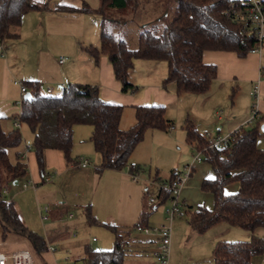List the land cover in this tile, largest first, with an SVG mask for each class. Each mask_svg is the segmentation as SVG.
Masks as SVG:
<instances>
[{
    "label": "trees",
    "instance_id": "1",
    "mask_svg": "<svg viewBox=\"0 0 264 264\" xmlns=\"http://www.w3.org/2000/svg\"><path fill=\"white\" fill-rule=\"evenodd\" d=\"M139 1L98 0V5L91 8L85 1H81L79 7H73L49 4L48 0H0V42L18 38L21 18L28 11L95 13L100 18L98 45H83L81 48L94 62L101 55L106 57L122 92L134 89L127 79L133 59H144L166 63V74L161 83L174 82L178 95L208 90L215 76V66L202 61L204 50L233 51L238 57H243L257 43L254 29H242L221 13L230 0H168L174 3L170 19L159 30L152 27L141 29L136 37V46L128 48L122 38L105 29L104 22L116 20L110 17L113 12L125 16L135 9ZM260 53L259 72L264 78V44ZM23 83L30 98H21L19 120L32 135L31 150L41 177L46 149L60 151L68 164L76 160L70 157L73 125L87 124L91 127L89 141L100 156L96 171L108 168L120 170L127 166L129 172L141 169L128 160L146 131H166L171 127L162 105L134 106V122L126 129H120L122 106L104 101L96 86L68 83L61 87L60 94L54 95L41 92L36 82ZM258 119L264 122L263 116ZM182 128L186 141L195 151L201 152L212 171V176L202 178L199 185L200 190L211 195L212 206L209 209L203 206L186 209L189 229L201 233L219 222L249 231L257 227L264 229V149L256 145L257 140L264 136V130L261 131L258 124L243 127L229 144L214 148L208 146L211 136L200 133L190 119H184ZM20 142L17 128L4 131L0 124L1 229L2 236L12 230L24 233L29 240H33L34 236L25 229L13 202L1 197L5 182L17 181L26 173L25 162L19 158L18 152L14 154L13 162L7 156L8 149L18 147ZM174 174L170 171L164 180L172 179ZM154 179H159L157 174ZM231 183L237 184L236 189L224 192V187ZM167 197L168 191L161 190L153 208L164 203ZM84 213L89 224L100 223L111 232L113 244L108 250L86 247L83 264H123L127 234L113 224L98 222L89 206L85 207ZM147 216L148 212H140L134 226L146 225ZM253 255L261 256L264 264L263 237L251 235L247 240H218L211 249L213 264H250Z\"/></svg>",
    "mask_w": 264,
    "mask_h": 264
},
{
    "label": "crops",
    "instance_id": "2",
    "mask_svg": "<svg viewBox=\"0 0 264 264\" xmlns=\"http://www.w3.org/2000/svg\"><path fill=\"white\" fill-rule=\"evenodd\" d=\"M48 1L49 4L60 3L73 7H79L81 1L85 0ZM95 7L96 6H92L91 8ZM94 15L97 14L77 11H28L21 18L18 27V38L9 39L8 41L4 40L1 42L3 45V55H1L0 50V124L4 131H8L13 128L11 117L15 111L14 102L22 98V94L19 92L18 86L12 82L14 79H19L21 82L32 81L38 84L40 82H44L42 87L39 85L40 89L44 92V88L49 86L52 89V93L54 89L52 85L46 83V81L57 82L60 84L58 85L59 87L65 86V84L68 83L96 86L98 88L99 96L104 101L122 106V114L119 121V127H123L121 129H126L134 122V106L146 104L162 105L164 107L165 116L166 112H168L170 108L177 107L179 99L185 95H187L185 97H188V99L193 100L195 106L192 111L186 109L184 118L190 119L194 127L200 133L202 132L204 135L212 136V134H219L221 130L226 131L231 128H236L240 124L242 125L245 122V119H248L247 116L250 113V111H248L250 107L245 110V112L243 111L238 114L229 108L233 106V101L231 100L232 94L228 93L230 89L231 92L235 91V88H237V90L241 89L244 93L251 96L250 98L247 96L242 100V96L235 94L234 98L237 97L235 100H238V103H245L246 101L245 104H250L249 99L253 100V108L256 111V115L258 117H264V78L260 77L259 72L261 53L248 52L245 56L238 57L233 51L204 50L201 55L202 61L215 66V76L211 80L208 90L203 93H183L179 95L175 92L174 82L171 81L162 85L161 82L164 76L160 79L158 76L153 75L157 70L153 68L152 64H144V67L141 69V73L131 77L134 64L137 63L138 67H140L141 64L139 61H147L144 59H133L132 66L128 70L127 79L134 86V89L129 92H122L120 90L119 82L113 76L111 65L106 57L101 55L99 56L97 62H94L90 55L81 48L83 45H98L100 18L97 21L96 16ZM56 27L65 29L66 33L62 36H58L56 34ZM260 34L264 38V25L260 28ZM50 39L55 40L56 43L61 39V43L64 47L63 51L68 54L66 61L61 65L57 62L58 57L56 52L51 53V46L48 43ZM59 45L61 46L60 43ZM48 62L51 64L50 67ZM19 67H22V69ZM43 67L44 72L37 74L36 69H42ZM23 69L27 70L24 74L21 72ZM254 85L257 86L256 98L251 95ZM218 106H224L228 110L226 113L227 115H220L219 111H217ZM212 116L215 119V125H217L218 122H221L217 125L215 133L207 132L211 129L202 127V123L207 122L208 120L213 121ZM171 129L173 130L172 126L169 130ZM90 131L91 127L87 124L73 125L70 157L72 160L77 159L79 156H82L87 160L88 158H92L96 162L94 167H91V164L89 163L84 167L76 166L73 165V161L68 164L64 160L60 151L56 149H46L44 151V174H49L51 177L49 181L42 182L41 176L36 167L32 150L24 159L22 158L24 162H28L27 166L25 163L26 172L27 168L29 171V179L26 182H32L34 187H21V190L23 189V191H28L24 193L30 192V194H28L29 197L36 199L38 202L40 199H45V195H40L42 188L50 184V186L54 189H57L56 187L63 185L62 180H65L67 190L65 194H63L62 198L66 200L68 207L73 209V211H68L67 208L63 209L56 206L51 210L48 207V209L44 211L42 209L43 206H38V218L42 231H40L41 235L30 231V233L34 236V239L30 240V243L33 252L40 258L41 264L55 263L51 262L52 260L50 258V256H53V252L55 250L53 249L50 251L47 248V246H51L50 244L53 242L55 244L68 245V248L71 247L74 250L75 257H73L72 260H70L66 255L61 257L62 264H74L75 261L82 262L84 249L86 247L82 249L80 246H73L72 242L75 237H71V233L76 228H83L85 224L90 225L86 221L84 213L86 206H89L92 215L95 214L93 217L98 222H116L117 225H115L117 227L122 225L127 226L126 224L130 222L129 220H132L135 215H139L142 211L148 212V218L149 215H151L156 209V207L153 208V206L151 207L148 205L147 206L151 209L149 211L145 209L142 201L145 200L146 203L145 192L148 191L147 184L142 183L143 190H141L143 191V195L139 194V183L132 182L125 169L116 170L108 168L96 171V167L100 162V156L93 150L92 144L89 141ZM159 133L160 131L158 130L146 131L143 139L131 152L128 162L140 167L144 164H148L151 159L142 157V154H147V138L152 135L157 136ZM257 147L264 149V137L258 139ZM21 151L22 148L15 151V153L18 152L20 154ZM88 162L90 161L88 160ZM31 164L35 167V173L31 172ZM192 170H194V168H192ZM176 171L174 170V172ZM155 174H158L157 171H155L154 175ZM76 175L81 176L82 179L75 181L74 177ZM138 175H140L139 171ZM147 175L148 179H150L147 181L148 183L164 180V178L159 177L158 180L154 179V175H152L153 177L150 176L149 171L147 172ZM18 180L16 182H18ZM186 182L187 181H185L181 188L179 200L183 203L184 207H187H185L186 209H190L191 206L187 205L186 202L188 190V188H185ZM11 183L13 184V182ZM68 189L70 190L69 194ZM21 190L17 191L4 186L1 190V197L5 200L13 202L22 224L28 231V222L26 221V217L20 211L22 208L21 198L23 197ZM107 190H111V192L121 191L125 197V205L122 206L123 208L119 207L117 218L112 215H103V208L100 204H104L103 196L106 197ZM97 193L100 195L98 197L99 202L95 200V195ZM54 196L57 197L56 194ZM74 210H76L78 214H75ZM42 214L45 215V218H41ZM63 218L65 220H63ZM147 218L145 224H147ZM236 229L241 228L230 226L223 222L213 224L203 232L199 233H206L205 238L199 242L204 244L205 248L209 246V248L212 249L216 241H227L228 239H231L228 237L230 235L234 236V239L231 240H247L251 235L264 238V229L260 227H257L252 231ZM122 231H124L128 236L123 264H154L152 256L154 242L152 244V241L134 240L130 237L128 230L122 229ZM189 231L191 230L189 229ZM12 232L15 231L10 230L2 236L0 221V245H2V242L6 240V235ZM191 233L194 232L191 231ZM207 236L208 238H206ZM90 240L92 242L94 241L92 237ZM172 243L173 239L170 238V257L171 253L172 255L175 254V247ZM19 250H24L29 254L26 249ZM7 251L8 253H5ZM7 251L0 249V253L5 255H9L11 252L18 250L10 249V252L9 250ZM252 262L254 264L255 260L251 257L250 264H252ZM257 262L258 264H262L261 256H259V261ZM191 264H213V262L212 260L211 262H205L204 260L199 261V263L195 262Z\"/></svg>",
    "mask_w": 264,
    "mask_h": 264
},
{
    "label": "rangeland",
    "instance_id": "3",
    "mask_svg": "<svg viewBox=\"0 0 264 264\" xmlns=\"http://www.w3.org/2000/svg\"><path fill=\"white\" fill-rule=\"evenodd\" d=\"M85 2L88 4V6H97L98 0H85ZM168 6V7H167ZM168 8V9H167ZM174 8V3L169 2L168 0H140L138 5L133 9L132 11H129L125 16L120 15L119 13L113 12L111 14L112 19H116L114 21H105L104 27L107 31H110L111 33L117 35L118 37L122 38L125 42L128 48H134L136 46V37L138 32L145 28L151 29H161L164 24L170 19L172 12ZM109 15V14H108ZM96 16L97 21L99 20L98 15ZM122 17V18H121ZM122 20V21H121ZM119 21V22H118ZM146 24V25H144ZM143 26V27H142ZM66 33V30L61 27H56V34L58 36H62ZM7 41L9 39H6ZM5 40V41H6ZM51 46V53L56 52L57 57L58 56H68L66 52L63 51V44L61 43V39L56 43L55 40L50 39L48 42ZM61 44V46L59 45ZM54 44V45H53ZM56 44V45H55ZM48 55V54H46ZM140 67H138L137 63L134 64V69L131 72V77L134 75H138L141 73V69L144 67V64H152L153 68L157 71L154 72V76H158L160 79L162 76H165L166 74V63L161 60H154V61H139ZM50 67V62H48ZM22 69V67H19ZM27 70L23 69L21 72H26ZM33 71V70H32ZM37 74L44 72V67L42 69H36ZM262 78V77H261ZM19 80V79H18ZM66 81V80H65ZM44 82H40L39 85L42 87V84ZM46 83H49L53 87V94L57 95L61 92V87L57 82H50L46 81ZM66 85V84H65ZM41 92L43 90L40 89ZM228 94H232V101L233 106L229 107L231 110L235 113H241L245 112L249 107L250 113L247 117L250 116L252 109H253V100L249 99L250 104L245 103H238L239 101L235 100L234 95L237 94L238 96H242V100L245 99V97L248 96L250 98L251 96L247 95V93H244L241 89L237 90L235 88V91L231 92V89L229 90ZM246 94V96H245ZM187 96V95H185ZM181 97L178 101L177 107H172L169 109V111L166 112L165 117L169 118L171 121V126L173 127V130L167 129L166 131H160L159 135L155 136H149L147 138V154H142V157H146L151 159L148 164H144L141 166L142 169H139L138 180L137 182L139 187V194L143 195V186L142 183H146L148 187V192H154L155 187L150 182L147 181L148 179L147 172H150V176L154 175L155 171H157V175L159 178H168L170 171H182L184 168V165L189 163L192 157L195 155L196 151L194 147L189 144L184 135V130L182 128L183 122H184V113L186 109L191 110L194 108L195 104L192 99H188V97ZM217 111H219L220 115H225L228 110L223 106H218ZM224 113V114H223ZM227 115V114H226ZM190 116V115H189ZM213 121L208 120L207 122L202 123L203 128L211 129L207 132L215 133L217 125L221 122H218L217 125H215V119L212 116ZM247 119H245L246 121ZM259 125V129L261 125L264 124V122H260L258 119V116L256 115V118L252 120L249 124L243 126L244 128H250L255 125ZM241 125V124H240ZM239 125V126H240ZM238 126V127H239ZM120 128V127H119ZM121 128H123L121 126ZM120 128V129H121ZM234 128H231L229 130H221L219 135H224L229 131H232ZM19 132L21 135V142L18 147L9 148L7 151V156L10 162L14 161V153L18 149L22 148V142L24 140H28L31 142L32 135L28 128L25 125H21L19 128ZM166 132V133H164ZM202 133V132H201ZM216 135V134H212ZM264 137V136H263ZM262 138V137H261ZM259 138V139H261ZM258 144V140L256 142V145ZM141 157V158H142ZM90 161L89 164H91V167H94L96 162L92 158H88ZM26 166L28 162H26ZM30 168V167H29ZM194 170L190 173L188 179L186 180L185 188H188L187 190V205H190V210L195 209L197 206H203L205 208H211L212 206V197L209 193L204 192L200 190L199 185L202 177H211L212 171L207 164L206 161L203 160L202 156H200V161L194 162L193 164ZM125 169V167H124ZM82 170V169H78ZM35 171V167L33 164H31V172ZM176 171V172H177ZM80 172V171H78ZM35 173V172H34ZM81 173V172H80ZM149 176V177H150ZM153 177V176H152ZM151 177V178H152ZM29 179V171L27 168L26 175L23 178H20L17 182V184H12L10 181L5 182V185L7 188L13 189V190H21V183L26 182ZM82 179L81 176L76 175L74 177L75 181H79ZM63 181V185L60 187H56L57 189H54L52 186L46 185L44 188L41 189L40 195H45V199H40L38 202L34 198H30L28 194L24 193L28 191L21 190L22 198H21V212L26 217V221L28 222V231H32L40 234V231H42L41 224L39 222V213H38V206H47L51 210L54 207L63 208L69 211L72 210L71 207H68V204H66V200L62 198L63 194H65L67 190L66 181ZM237 187L236 183L228 184L224 187V192H230L234 191ZM142 189V190H141ZM112 190V187H111ZM111 190H107L106 197L103 196L104 204H100L103 208V215L108 216H114L117 218L118 209L119 207H122L125 205L124 202V195L121 191H114L111 192ZM70 190L68 189V194ZM56 194L57 197L54 195ZM100 195L97 193L95 195V200L99 202ZM141 196V195H140ZM146 197V196H145ZM144 198V196H143ZM39 203V204H38ZM144 207L146 210H150L151 208L147 206L145 203V200L142 201ZM167 204V202L159 204L156 206L155 211L149 215L147 218V227H157L160 224L164 223V214H163V208ZM142 205V206H143ZM152 207V206H151ZM186 207V206H185ZM123 208V207H122ZM187 208V207H186ZM109 212V213H108ZM75 214H78L76 210H74ZM95 216V214H93ZM92 215V216H93ZM101 216V214H100ZM187 215L183 217H175L171 222V236L170 238L173 239V245L175 247V254L170 257L169 252V258L170 259L169 264H191V263H199V261L205 262H211V248L207 246L204 247V244H201L199 241L205 238V234H197V233H191L189 231V228L187 227ZM138 219V214L134 216L132 220H129L125 225L118 226L119 229H124L129 231V235L134 240H140V241H155V236L150 234H144L137 229L134 224ZM63 220H65L63 218ZM101 221V220H100ZM113 223V222H112ZM110 223V224H112ZM116 222L113 223L115 225ZM117 225V224H116ZM115 225V226H116ZM241 230V229H236ZM27 231V232H28ZM186 231V232H185ZM24 233L19 232H12L8 233L6 235V240L2 242V245H0V249L3 251H7L10 249L19 250V249H26L32 260L33 264H41L40 258L36 256V254L33 252V249L31 247V243L29 238L26 237ZM71 237H75L74 241L72 242L73 246H80L83 248L88 247L95 250H108L112 247L113 244V238L111 232L100 223H93L90 225L85 224L83 228H76L72 233ZM93 238L94 241L92 242L90 238ZM231 239H234L232 235L228 236ZM208 238V236L206 237ZM228 239L227 241H235ZM239 240V239H237ZM53 244V245H52ZM50 244L53 249L55 250L53 252V256H50L51 262H55L54 264H62L61 263V257L67 256L70 260H72L74 255V250L70 247L68 248V245H62V244H55L54 242ZM5 253H8L5 252ZM252 258H254L255 263L258 264L257 261H259L258 255H253ZM64 264V263H63ZM69 264V263H68ZM74 264H83L81 261H75ZM253 264V262H252Z\"/></svg>",
    "mask_w": 264,
    "mask_h": 264
},
{
    "label": "built area",
    "instance_id": "4",
    "mask_svg": "<svg viewBox=\"0 0 264 264\" xmlns=\"http://www.w3.org/2000/svg\"><path fill=\"white\" fill-rule=\"evenodd\" d=\"M221 13L230 19L232 22L238 23L242 29H254L257 43L256 45L248 50V52H261V46L264 44V38L260 34V28L264 25V1H255V0H241L233 1L230 0L226 6L222 9ZM1 55H3V45L0 42ZM66 56H58V64H63L66 61ZM13 84L17 85L19 92L24 94L26 92V86L23 82L14 79ZM63 87V86H60ZM46 94L52 93V89L49 86L44 88ZM257 93V86L254 85L251 91V95L255 98ZM20 103L21 98L14 102L15 111L11 117V123L13 128L19 130L21 122L19 120L20 114ZM256 117V111L253 108L248 119L239 127L234 128L232 131L227 132L224 135H213L211 136V141L208 144L209 147L221 148L229 144L235 135L239 133L243 126L249 124ZM209 136V135H207ZM32 144L28 140L22 142V151L19 154L20 158L24 159L26 155L31 151ZM201 152L196 151L195 155L192 157L189 163L184 165L183 170L175 172L172 179L166 181L151 182L155 187L154 192L146 191V204L152 206L158 201V194L161 190L168 191V197L165 202L167 204L163 208L164 214V223L160 224L157 227H147L146 225L135 226L139 229L140 232L144 234H150L155 236L154 249L152 251V256L154 264H168L169 252H170V236H171V222L175 217H183L186 213V208L183 203L179 200V194L181 188L190 173L192 172L194 162L200 161ZM88 160L82 156H79L74 162L73 165L84 167L88 165ZM125 170L130 176L132 182H137L138 180V171L129 172L128 167L125 166ZM49 174H43L41 177L42 182H47L50 180ZM34 187L32 182H25L21 184L22 188ZM42 209L46 211L47 206H43ZM41 218H45V215L42 214ZM93 239V238H92ZM48 250L52 251V246H47ZM65 259V258H64ZM66 260V259H65ZM0 264H32L31 256L24 250H18L11 252L9 255L0 253ZM68 264V263H66Z\"/></svg>",
    "mask_w": 264,
    "mask_h": 264
},
{
    "label": "water",
    "instance_id": "5",
    "mask_svg": "<svg viewBox=\"0 0 264 264\" xmlns=\"http://www.w3.org/2000/svg\"><path fill=\"white\" fill-rule=\"evenodd\" d=\"M30 98V93L29 92H25L24 94H22V99L26 100ZM260 130L263 131L264 130V124L261 125ZM16 180L13 181V184H16Z\"/></svg>",
    "mask_w": 264,
    "mask_h": 264
}]
</instances>
